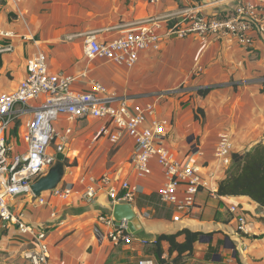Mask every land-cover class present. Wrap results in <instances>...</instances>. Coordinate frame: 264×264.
Returning a JSON list of instances; mask_svg holds the SVG:
<instances>
[{
  "label": "crops",
  "instance_id": "0c3cea01",
  "mask_svg": "<svg viewBox=\"0 0 264 264\" xmlns=\"http://www.w3.org/2000/svg\"><path fill=\"white\" fill-rule=\"evenodd\" d=\"M190 3L212 15H223L235 4L234 0ZM184 4L185 0H162L155 5L147 0H0V30L13 33L8 42L0 39L1 45L12 46L10 53L0 55V94L16 89L26 76V61L41 52L50 73L75 78L72 90L76 92L85 91L88 81L93 80L129 104L155 106L158 117L167 122L160 143L178 161L201 166L203 178L217 188L230 167H221L214 156L221 134H228L233 154L242 155L255 144L264 143V93L260 89L264 81V36L253 34L248 50L234 42L202 45L196 38L165 40L158 51L140 53L130 69L99 59L87 61L84 56L87 33L120 27L97 36L99 41H110L126 28L165 17ZM160 25L157 32L162 34L166 24ZM197 67L201 74L193 78ZM182 80L189 82L185 96L177 90ZM198 88L211 90L199 100L195 95ZM39 103L32 101L28 107ZM196 107L204 113L203 124L194 120ZM30 113L14 109L7 133L10 158L24 153V125ZM103 125L104 121L96 119L69 122L59 116L54 128L63 132L69 127L71 134L64 147L65 172L58 188L69 189L70 195L60 199L44 192L38 198L26 195L9 202L11 210L22 212L27 223L44 229L51 264L154 261L149 244L158 235L182 230L202 234L186 264H264V224L260 220L264 213L257 204L246 197H219L200 191L188 213H177L159 200L158 191L167 182L163 171L151 163V174L139 177L132 164V140L123 137L116 144L110 143L98 134ZM67 161L74 163L69 166ZM104 174L112 178L114 186L127 181L136 188L131 205L140 230L137 235L126 230L129 245L110 243V228L101 221L111 217L113 206L106 189L97 182ZM87 188L95 193L90 202L81 198ZM231 206L245 214L247 236L235 232ZM176 216L179 219L173 222ZM177 241L182 242L183 237ZM209 248L215 251L206 261ZM163 249L166 257V244ZM30 250L32 246L17 235L14 226L0 222V264H29L25 255ZM227 252H231L229 257Z\"/></svg>",
  "mask_w": 264,
  "mask_h": 264
},
{
  "label": "built area",
  "instance_id": "2783aa9c",
  "mask_svg": "<svg viewBox=\"0 0 264 264\" xmlns=\"http://www.w3.org/2000/svg\"><path fill=\"white\" fill-rule=\"evenodd\" d=\"M162 0H147L151 5ZM191 0H185L183 6L165 17L150 18L128 27L110 41H99L100 33L119 29L91 31L85 35L84 56L87 61L96 59L113 65L132 68L143 51L156 52L163 41L186 40L196 38L202 45L211 42L236 43L248 50L253 45V34L264 36V0H234L235 4L223 15L203 13L199 7L192 6ZM161 23L166 24L162 34L157 31ZM13 33L0 30V39L8 42ZM10 44H0V55L10 53ZM26 76L16 89L0 94V222L15 227L17 235L32 246L25 259L29 264H51L47 247V235L40 226H33L25 221L24 214L11 210L9 202L20 196H32L30 186L41 177L55 162L56 155L64 151L71 129L66 127L57 132L53 124L59 116H65L71 122L84 118L104 121L98 134L112 144L123 137L132 140L134 153L133 168L139 177L151 174V163L159 167L167 182L158 191L160 202L171 205L177 213H188L200 191L216 194L212 186L201 174V166L182 163L173 153L165 148L160 139L165 134L167 122L158 117L152 104H129L125 99H118L100 83L90 80L83 92L72 90L75 78L62 74H53L48 70L46 56L38 52L26 61ZM197 67L192 77L201 74ZM264 93V81L260 85ZM187 93V88L180 90ZM40 103L29 108L32 101ZM21 113L31 110L25 122L23 143L24 153L9 157L7 133L12 123L14 109ZM28 107V110H27ZM232 144L229 136L223 133L214 147V156L223 168L231 165ZM106 189L111 204L129 203L135 199L136 188L127 181L112 184V178L104 174L97 181ZM54 196L65 199L70 195L67 188H57ZM95 196L93 188H87L81 198L90 202ZM41 204L42 200L38 199ZM229 213L236 224L235 232L239 236L249 234V225L245 214L237 206H231ZM179 217H173L177 222ZM110 228L107 236L110 243L129 245L131 240L126 234L127 226L122 222L115 227L111 217L101 219ZM139 264H155L152 260Z\"/></svg>",
  "mask_w": 264,
  "mask_h": 264
},
{
  "label": "trees",
  "instance_id": "16d2710c",
  "mask_svg": "<svg viewBox=\"0 0 264 264\" xmlns=\"http://www.w3.org/2000/svg\"><path fill=\"white\" fill-rule=\"evenodd\" d=\"M211 89L198 88L195 95L199 100L207 96ZM194 120L203 124L204 113L200 107L193 111ZM72 166V165H69ZM216 194L219 197H246L264 213V143L255 144L248 152L231 155V165L225 177L217 184ZM264 224V215L260 219ZM183 237L182 242L177 238ZM202 234L182 230L173 235H158L150 245V251L155 264H186V259L191 257L194 244ZM163 244L167 245L166 257ZM209 248L205 260L209 261L214 253Z\"/></svg>",
  "mask_w": 264,
  "mask_h": 264
},
{
  "label": "water",
  "instance_id": "95a60500",
  "mask_svg": "<svg viewBox=\"0 0 264 264\" xmlns=\"http://www.w3.org/2000/svg\"><path fill=\"white\" fill-rule=\"evenodd\" d=\"M66 151L56 155L55 162L51 166L48 173L35 180L30 190L33 197L38 198L41 193L53 192L58 188L64 172V159ZM111 219L115 227H119L122 222L126 223L127 232L132 235H137L140 230V226L135 213L133 212V206L129 203H116L113 204L111 210ZM232 249V248H231Z\"/></svg>",
  "mask_w": 264,
  "mask_h": 264
},
{
  "label": "rangeland",
  "instance_id": "374dc122",
  "mask_svg": "<svg viewBox=\"0 0 264 264\" xmlns=\"http://www.w3.org/2000/svg\"><path fill=\"white\" fill-rule=\"evenodd\" d=\"M181 86H179L178 88H177V90L180 92V90L182 89V87L183 88H187L188 87V84H189V82H188V80L187 81H180V83H179ZM182 94V93H181ZM187 93H185V94H183L184 96L186 95ZM13 132V131H12ZM73 163L74 162H72V163H68V161L66 162V164L67 165H73ZM230 168V167H229ZM228 168V169H229ZM231 254V252H227V254H226V257H229V255Z\"/></svg>",
  "mask_w": 264,
  "mask_h": 264
}]
</instances>
